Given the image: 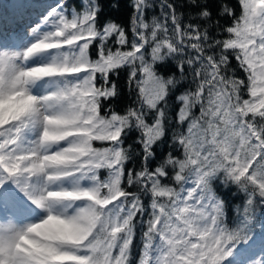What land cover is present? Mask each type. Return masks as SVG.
<instances>
[{
    "label": "snow or ice",
    "instance_id": "6c2138e0",
    "mask_svg": "<svg viewBox=\"0 0 264 264\" xmlns=\"http://www.w3.org/2000/svg\"><path fill=\"white\" fill-rule=\"evenodd\" d=\"M236 2L213 20V0H185V23L171 0H129L126 30L103 0H20L26 42L0 33V264H264V0Z\"/></svg>",
    "mask_w": 264,
    "mask_h": 264
},
{
    "label": "trees",
    "instance_id": "16d2710c",
    "mask_svg": "<svg viewBox=\"0 0 264 264\" xmlns=\"http://www.w3.org/2000/svg\"><path fill=\"white\" fill-rule=\"evenodd\" d=\"M47 2L52 3L53 0H47ZM114 2V0H103L104 3V12L106 17L116 20L118 23L122 24L126 30L129 28V16L131 15V9L128 7L129 0H119L120 6L119 8H112L111 4ZM155 2L158 4L159 0H155ZM171 2H174L177 5V11L179 12H185L184 16V22L187 23L189 20V17L186 13L185 8L180 7V5L184 4L185 0H171ZM229 4L234 6L236 8L237 14H239V6L237 5L236 0H228ZM69 3H71V0H69ZM219 0H213L212 4V12H213V20L216 19V11L218 7ZM20 0H0V20L4 22L7 29L10 30V32H13V29L15 28V24L19 25L21 28H23L22 22L28 24L31 23V21L36 19L35 14L29 13L25 11L24 9L19 7ZM155 12H158L159 9H155ZM193 23H200L199 21L193 20ZM220 23L222 25L230 24L231 20L227 17H223L220 19ZM1 31H4V33H8V31H5L4 27H0V33ZM210 31L213 33L216 32L215 27L210 28ZM3 33V34H4ZM129 36H131V33L129 31ZM222 38V37H221ZM115 45L113 46V49H115ZM96 48L90 46V55L93 59L96 58ZM232 68L235 70L236 76L240 78L246 79V74L243 73L238 65L237 62L233 59L231 61ZM161 71H165V69H161ZM167 74V73H166ZM189 80L191 79V75L189 74ZM126 80H127V71H121L120 76L117 80V83L120 87L121 94L114 100L110 102V105L112 108H114L118 112H123L126 106L130 105L132 100L129 95V91L126 86ZM189 86L188 80H186L182 88H187ZM194 88L195 85H192ZM244 98H248L247 94H245ZM169 105H170V111L169 116L173 118L172 120V126L169 127L168 136L165 137V140L162 144H160L156 149V156L157 160H159L164 154H166L170 150V136L172 132V128L175 126V113L178 109V104L175 102L174 97H169ZM197 114L199 113V109L194 110ZM137 136L136 132H132L130 136L128 137L126 141L127 144H132L135 137ZM95 146H103L101 142H94ZM138 150V146H134ZM176 154H179L178 152ZM156 161H151L150 164L154 166ZM128 168H132L134 170H139L141 167V161L139 157H134V159L127 165ZM106 175V173L102 172V176ZM166 183L169 181H165ZM130 191H135V189H129ZM220 191V194L224 196L225 200L229 203V208L227 209V220L229 224L231 225L233 219H234V213L232 211V208L235 206V204L240 202V198L234 199L231 195L232 192L236 191L235 188H232L230 191ZM144 200V203L148 205L150 203V200L147 197H142ZM257 215H259V211L257 212ZM147 217H141L140 219H146ZM256 232H260V226L257 224L256 226ZM139 247H140V232L137 231V236L134 241V247H133V260L135 261L138 258L139 255Z\"/></svg>",
    "mask_w": 264,
    "mask_h": 264
},
{
    "label": "rangeland",
    "instance_id": "374dc122",
    "mask_svg": "<svg viewBox=\"0 0 264 264\" xmlns=\"http://www.w3.org/2000/svg\"><path fill=\"white\" fill-rule=\"evenodd\" d=\"M27 29H28V28L25 27V31H20V33H22L21 36L19 35L20 38H16V39L14 40V39H12V37H9L10 42H11L14 46H22L23 43H25L26 40H27V35H26V34H27ZM18 34H19V33H18ZM255 252H256V257H253V258H257V257L260 255L259 247H258V246H257V248L255 249Z\"/></svg>",
    "mask_w": 264,
    "mask_h": 264
}]
</instances>
